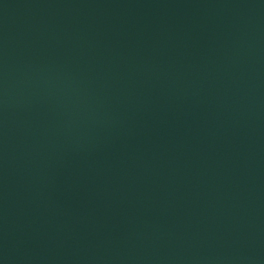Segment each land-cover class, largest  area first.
<instances>
[{
    "label": "water",
    "instance_id": "water-1",
    "mask_svg": "<svg viewBox=\"0 0 264 264\" xmlns=\"http://www.w3.org/2000/svg\"><path fill=\"white\" fill-rule=\"evenodd\" d=\"M0 264H264V0H0Z\"/></svg>",
    "mask_w": 264,
    "mask_h": 264
}]
</instances>
